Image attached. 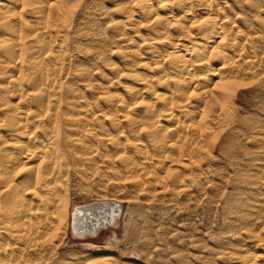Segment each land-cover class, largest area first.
<instances>
[{
	"label": "bare ground",
	"instance_id": "6f19581e",
	"mask_svg": "<svg viewBox=\"0 0 264 264\" xmlns=\"http://www.w3.org/2000/svg\"><path fill=\"white\" fill-rule=\"evenodd\" d=\"M83 1L0 0V264L44 263V254L53 252L66 213L62 170L70 157L92 162L95 152H112L133 187H144L146 177L153 176L148 184L160 185L147 190L150 196L169 188L172 196L178 194L181 176L177 170L170 175V166L179 161L186 167L196 150L209 140L217 142L233 123L230 83L242 62L247 72L254 63L251 44L257 35L231 34L225 28L229 19L219 9L212 11V3L198 0L197 30H185L190 25L184 22L195 16L184 4L146 30L149 52L142 67L153 60L151 74L124 81L117 67L121 51L112 40L91 47L89 67L69 63L71 79L64 84L63 35ZM154 41L161 43L159 49L148 45ZM100 66L116 78L111 89L90 83L91 68ZM105 202L77 209L75 229L97 232L100 223H115L121 206ZM248 207L243 203L240 211L247 213L249 242L264 245V209ZM99 208L109 215L90 224ZM261 249L235 261L264 264Z\"/></svg>",
	"mask_w": 264,
	"mask_h": 264
},
{
	"label": "rangeland",
	"instance_id": "374dc122",
	"mask_svg": "<svg viewBox=\"0 0 264 264\" xmlns=\"http://www.w3.org/2000/svg\"><path fill=\"white\" fill-rule=\"evenodd\" d=\"M206 1L214 6L212 11L219 9L229 19L225 28L231 34L257 35L251 44V71L242 62L230 83L235 91L229 102L233 123L219 133L217 142L209 140L196 150L186 167H180L179 161L170 166L169 174L177 170L182 182L174 196L170 188L150 196L147 190L160 185L148 184L153 176L146 177V188L133 187L119 156L112 152L97 151L92 162L70 157L63 163L61 197L66 213L54 235V250L44 254V263L34 264H239L237 256L262 252L264 245L249 242V220L240 210L243 203L251 212L264 209V0ZM180 4L192 6L195 16L184 22L190 25L185 30H197L195 20L202 8L198 0H84L80 7H72L74 15L63 35L61 82H70L69 63L75 68L88 66L91 47L105 41L109 45L112 40L121 51L117 67L124 81L130 83L131 75L151 74L153 60L151 66L142 67L149 52L144 49L150 41L146 30L169 12L176 13ZM117 26L120 33H115ZM148 45L159 49L161 43ZM81 59L85 64L79 66ZM91 69V85L111 89L116 80L113 73L104 66ZM82 90L90 93V89ZM98 202H118L117 221L98 224L97 232L77 231V209ZM99 210L89 212L90 224L109 215L108 210ZM260 223L257 220L255 228Z\"/></svg>",
	"mask_w": 264,
	"mask_h": 264
}]
</instances>
